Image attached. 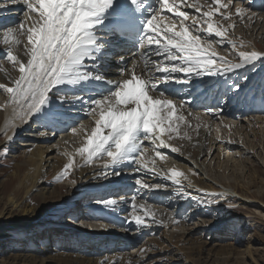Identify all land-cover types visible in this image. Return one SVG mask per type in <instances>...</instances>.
Returning a JSON list of instances; mask_svg holds the SVG:
<instances>
[{"label": "snow or ice", "instance_id": "6c2138e0", "mask_svg": "<svg viewBox=\"0 0 264 264\" xmlns=\"http://www.w3.org/2000/svg\"><path fill=\"white\" fill-rule=\"evenodd\" d=\"M21 2L24 20L15 27L2 26L0 38L6 46V50L0 49V60L9 62L19 76L11 86L0 83V90L8 94L4 107H12L15 120L27 124L36 118L45 127H63L74 137L82 134L80 147L73 153H61L69 162L57 182L70 175L79 156L81 167L102 162L101 174L105 177L109 168L113 175L120 176L124 171L120 166L125 165L131 172L147 169L182 186L181 178L188 179L184 172L175 168L165 172L156 165L157 157L167 159L160 149L181 153L172 141L192 139L188 133L192 125L184 114L187 102L176 99L182 89L171 85L194 84L200 77L227 76L246 66L254 67L264 58L258 51L236 52L244 45L230 38V30L235 28L233 15L241 20L248 16V9L239 6V0L235 5L234 0H0V8ZM233 7L234 13L228 11ZM184 8L194 9L196 15ZM110 18H121L125 23L114 26ZM225 21L230 23L225 25ZM101 31L127 35L134 42L133 56L139 55V60L128 62L131 69L125 68L115 81L102 74L98 63L105 48L98 35ZM22 39L26 62L14 54ZM225 43L231 50L229 55L236 52L238 62H234L235 57L219 54L218 46ZM139 61L143 64L138 72ZM125 74L127 78H123ZM55 101L60 104L54 106ZM65 102H78L81 111L86 109L92 127L69 124L62 111ZM199 127L197 123V130ZM5 137L11 140L7 131ZM150 151L154 156H148ZM134 183L138 190L131 196V220L145 225L146 218L155 220V213L150 205L137 203L139 190L160 189L163 185L149 184L143 177L135 178ZM97 203L111 208L117 200Z\"/></svg>", "mask_w": 264, "mask_h": 264}, {"label": "rangeland", "instance_id": "374dc122", "mask_svg": "<svg viewBox=\"0 0 264 264\" xmlns=\"http://www.w3.org/2000/svg\"><path fill=\"white\" fill-rule=\"evenodd\" d=\"M255 1L258 0H239V6L248 9V16L241 20L233 15L235 28L230 30V38L234 40L237 39L236 41L238 43L242 42L244 45V47L238 48L236 52L252 51L257 48L258 52L260 51L261 53H264V7L262 8L263 10L260 9V12H257L260 13L263 20H257V22L250 16V13L256 12L255 4L252 6ZM263 1L264 0H262V2ZM236 2L237 0H234V5ZM23 8L24 5L22 2L6 4L5 7L0 8L7 10L6 13L9 15L7 19L0 24V28H2L0 29V38L4 30L2 26L15 27L18 22L24 20ZM184 11L187 10L184 9ZM228 11L234 13V7L230 8ZM224 23L227 25L230 22L225 21ZM239 35L242 37V40L238 39ZM102 36L105 38V35ZM102 41L105 44L102 54L110 55L106 58V62L103 60V57L99 61L101 66L107 63L105 67H101V71L102 73H105V76H108L109 79L115 81L117 80V77L124 72V69H122L120 75H114V73L108 74V69L119 70V68H117V63H122V60L125 59H123V57L127 56L126 46L128 48H133V45L129 46V44L124 43L115 44V41L117 40H113V44L108 45L110 41ZM23 46L24 40L22 39V43L17 46V48H23ZM0 49L6 50V46L0 43ZM217 50L224 52V56L229 55V52L231 51L227 43L223 46H218ZM130 52L133 60H139V57L133 56V51H128L127 53ZM236 52H233V54H235L234 57L239 60ZM14 54L17 55L19 60L24 61L23 58L16 53V50L14 51ZM117 58L121 60H117ZM228 58L231 59L230 57ZM132 59L131 57L127 59V65L125 68L129 67L130 63L128 62ZM153 59L159 58L157 57ZM1 62H6L8 66L12 67V65L6 60H0V63ZM139 63H141V65L143 64L142 61H139ZM86 64H90V62L86 61ZM261 65V69H258L257 73V70L254 71L253 69L247 71L244 68L247 71L245 74L237 73L235 75L237 78L240 77V80L228 77L229 80L232 79L233 81H231V83L228 82V79H225V83H228V85L226 83V86L219 84L222 80H219L216 87H214L215 84L212 85L213 90L215 91L219 89L220 85L221 88H225L226 91H224V97L222 94L223 98L220 99L219 106H213L210 108L209 112L211 113V116H213L216 125L212 128L211 125L209 127L211 130L215 131V134L220 140L221 138L222 140L225 138L223 140L224 142L236 144L234 140L238 139L241 141L242 143H237V146L243 151V157L239 155L237 150L227 153L224 152L223 156H219L214 152L211 159L201 155L198 159V163L202 167V171L201 173H198V178L207 181L208 184L214 185L219 190L221 189L220 191H225L226 193L233 195L216 194L218 196L211 201L212 203L217 202L215 205L217 209H214L213 204L208 201H202L201 204L194 203L195 199L193 198L195 197L192 198L193 195L190 196L189 191L182 190V192L180 191L181 194L176 195L177 190L170 189V185L167 184H162L164 190H139L140 195L138 196L137 201H146L155 207L158 206L157 208L168 209L171 211L173 209V211H175L177 208H183L187 205L188 211L194 209L201 212L211 211L209 216L204 218L189 216L188 222L185 226H180V223L183 220L180 215L176 218L178 225L175 224L173 226L172 224H169L157 227L151 225V227L149 226L148 228L143 227L136 230L132 228L128 231L120 230L117 226H112L105 222H100L99 220H94L93 216L88 212L85 213V217L81 218L79 221L76 220L71 214V212L73 213L74 208L66 206L78 201V198H82L80 204L91 206L96 204L98 200L120 197L121 191L119 189H122L124 195H127L128 198H131L132 195L137 193L138 186L133 183L135 179H124V183L120 184L121 186L114 183L116 189L110 190L109 187L107 191L101 189L98 190L94 185L95 181L100 183L98 177H92L89 182L90 184L87 183L86 178H77L76 176V179L74 180L73 175H76L77 173L75 169L71 171L67 178L61 179L57 182V178L61 176L63 170L60 168H64V166L61 167L58 165L62 162V156L58 152L52 153L51 156L49 155L48 158L55 161L51 163L52 167L47 168V171L45 172L47 176L43 175L39 177L37 181L38 186L44 189L45 197H41V194L39 193L26 195L25 184L23 185L24 176L25 172L28 171L27 162L29 157L32 155L33 148L38 144L34 141L39 142L41 140L40 143L42 144H40L39 147L50 145L49 147H52V151H54L53 149H57L61 146V142L64 143L65 140L69 138L70 131L66 133L63 130V127H59L60 129L62 128L61 131H52V128H47L48 130L45 131L47 133L46 138H42V135H40L39 132L44 131L43 127L38 126V122L32 120L27 123L25 126L26 129L24 128L23 133L20 132L16 135H14L15 133H12L9 136L11 137V140L7 139V137H5V129L3 125L6 114V108L4 105H6L8 101L5 102V93L1 90L0 149L6 148V151L0 150V218L3 221V226L0 227V264H23L22 261L24 260L37 262L40 258H56L59 253L55 251V244L56 240L60 238H63L66 241L69 249L75 247V249L80 250H73L70 252L67 250L65 252L66 256L72 255V257H74L75 255H80L89 258L90 254L81 250L83 249L96 255L97 258L103 261H101L102 264H108L109 262L110 264H116V262L117 264H121L125 261L126 263L132 262V264H143V262L144 264H182L179 260L180 257L176 255V246L170 244V247L175 249L174 252H165L164 254L162 252V248L165 247V245H162L165 242L164 238L170 236L172 238L175 237L177 240L179 238L182 240L186 239L185 245H180L182 249L180 252L184 258L190 257L189 264H215L219 262V264H264V106L257 108V105H261V103H254V100L249 98L250 89L252 88L251 86L248 87L251 83L250 81H252L253 86L257 85L261 87V92H264V72H262L264 69L263 64ZM260 66H258V68ZM16 72H18L17 69ZM249 72L251 73L247 75ZM1 74H3L2 69H0V75ZM9 74L11 73L6 74L10 79V81L7 82L11 84V82L18 78L19 75L14 73V76L10 77ZM125 77H127V74H125L123 78ZM244 77L247 78L244 79ZM209 81H211V79L208 81L206 78L205 80H200L202 83H207ZM239 83L240 88L237 90L232 89L239 85ZM207 84H210V82ZM201 85L203 84H200L199 86ZM177 86L182 85L178 84ZM220 91L221 90H219V93ZM6 95V100H8V94ZM190 95L191 93L186 96ZM179 97H176L178 102L186 101V105L189 106L187 101L188 98ZM192 98L195 101H198L197 96H192ZM217 98L218 97H215V100ZM261 99L264 100V97L262 96ZM249 103H251L252 106H250ZM55 105H58V102L55 103L54 106ZM228 105H230V107ZM229 108L230 110L236 108L237 111L235 110V116H227L226 109L229 110ZM75 109L76 110L71 114L72 118H70L72 121H67L69 124H72L73 122L81 123L83 121L92 122L85 114L86 109L83 111H81L80 108ZM242 109L246 114L250 115L248 116L241 113L240 111H242ZM250 109L253 111L260 110L259 114L250 113ZM238 115L240 116L238 117ZM77 117L79 121L75 120ZM222 117L224 119H221ZM249 118L250 120H247ZM236 121H239L238 125ZM254 123L257 124L255 125ZM200 125L199 130H197V135L195 137L191 136V140L186 139V141L189 142L191 150H203L201 147H203L202 145L206 141L205 138L208 129L203 131L202 123ZM210 128L208 134H210ZM247 131L250 133L249 135H247ZM55 134H58V136L56 137ZM201 134L203 136H201ZM48 137L49 141L51 138L56 140L49 142ZM42 140H46L44 142L47 143H44ZM81 144L82 137L80 135L75 137L72 136L70 141H66V147L68 149L72 146L80 147ZM164 167H169V164L162 162L161 168L164 169ZM86 168H91V166L82 167V169ZM107 171L109 173L108 177L113 176L111 168L107 169ZM93 173L94 170L90 173L86 171L85 175L92 176ZM145 180L146 182L150 181L148 178H144V181ZM73 181H75V183H73ZM187 188L188 189L185 188V190H190L189 187ZM14 193L18 200V206H20L18 209H21L25 203L31 205L32 209H35L37 219L35 220L36 222H34L33 227L30 228L32 224L19 220L21 214L20 210L15 207L9 208L8 201L10 196ZM208 193L209 192L205 191L202 192L201 198H207L209 195ZM152 195H159L161 201L150 200ZM82 211L84 212L85 210L82 209ZM75 213L78 216H83L80 214V205L75 209ZM102 225H108V227H102ZM38 226L41 227V232L33 231ZM31 230L33 232H31ZM53 231H56V233ZM51 232L53 234H50ZM210 232V235L207 234ZM83 233L89 235V237H91V235L97 237L101 239V242L103 243L90 246L85 240H83V236H81ZM109 239L113 240L116 246ZM181 239H179V241H181ZM58 243L60 244V241H58ZM160 245H162V247ZM147 248L150 251H148ZM144 254L147 255V257ZM215 259L218 261L216 262Z\"/></svg>", "mask_w": 264, "mask_h": 264}, {"label": "bare ground", "instance_id": "6f19581e", "mask_svg": "<svg viewBox=\"0 0 264 264\" xmlns=\"http://www.w3.org/2000/svg\"><path fill=\"white\" fill-rule=\"evenodd\" d=\"M201 2L203 3V0H201ZM263 2H262V0H260V1L258 0V1L254 2L252 4V6L255 4V10H256V12L250 13V16H251V18H253L256 21L257 20H261L263 18L262 16H260V13H257V12H260V9H262L264 7V3ZM187 9H188V11H193L194 10V9L192 10L191 8H187ZM252 10H254V9H252ZM6 11L7 10L0 9V13H1L0 14V24H2V21H4L5 19H7V17L9 16L8 13H6ZM0 29H2V28H0ZM103 33H105V32H103V31L99 32V34H101V35H104ZM101 35H99L101 40L110 41L108 43V45L113 44V40H117V37L116 36H106L105 35V38H103V36L101 37ZM1 38H2V36H1ZM120 43H122V41H120V40L115 41V44H120ZM133 43L134 42H131V44H133ZM126 44H128V43L126 42ZM15 50H16V53H18V55L21 56L23 58V60L26 62L27 59H28V56L25 55V52H24L25 48H24V46H23V48H16ZM254 50H258V49L255 48ZM217 51L219 52L220 55H222V53H224V52H220L219 50H217ZM101 55H104V54H101ZM109 55L110 54H108L106 56V58ZM234 56H235V54L229 55V57L231 59H233ZM137 57H139V56H137ZM153 58H157V57H153ZM117 60H121V59H118L117 58ZM99 61H98V63L100 64ZM122 61H123L122 63H120V62L117 63V68H119V70L118 69L109 70L107 68L108 69V74L109 73H114V75H118V74L120 75L122 73V67H123L122 64L124 63V60H122ZM238 61L239 60H237V59L234 60V62H238ZM88 62H90V64H87V65L90 66L91 65V61H88ZM261 64H263V69H264V58H262L261 60L256 61L254 67H252V66H246L245 69L247 71H251L253 69L258 68V66H260ZM141 66H142L141 63H138V67H137L136 71L139 72L141 70ZM101 67H105V65H102ZM0 69L3 70V74L0 75V83H6L9 86H11V84L7 82V81H10V79H9V77L6 76V74L7 73H11V74H9V76L10 77H13L14 76V73L17 74V75H19V73L16 72V69H14L13 67L8 66L6 62H1L0 63ZM245 69L243 68V69L235 70L233 72L228 73L227 76H225V77H229V78H232V79H239L240 80L241 78L240 77L237 78V76H235V75L237 73L238 74H245L247 72ZM262 72H264V70ZM102 74L105 75V73H102ZM180 75L182 76V74H180ZM125 78H127V77H125ZM220 78H221V76L211 77L210 78L211 81H209V82L212 85L215 84L214 87H216L218 85V82H219ZM202 79L205 80V78H198L197 79L198 81H195V83L200 82V80H202ZM209 82H207V83H209ZM207 83H206V85H210V84H207ZM219 84H221V85L224 86L223 81H221V83H219ZM221 85L219 86V88L221 87ZM184 86L186 87V85H182V86H175V87H172V88H175V89L178 90V89L183 88ZM225 86H226V84H225ZM235 88H237V87H235ZM222 89H225V88H222ZM192 90L193 89H188V87H187L184 91L179 92L178 97L180 96L181 98H188L187 101H188L189 106L185 104L184 114L188 117V119H189V121L191 122V125H192V127H190L188 129V133H189L190 136L195 137L197 135V128H196L197 123H199V125L202 123L203 131L208 129V133H209V128H210L209 126L211 125V128H212L213 126L216 125V123L213 120V118H211L210 116H208L206 114V112H203V111H201L199 109V102L198 101H195L192 98V96H193L192 95ZM190 93H191L190 96H186V95H189ZM6 94L7 93H5V102L8 101V100H6L7 99V95ZM88 95H92V94H88ZM220 96L221 95H219V97ZM57 102H58V105H59L60 104L59 101H55L54 104L57 103ZM193 104H198V108L194 109L192 107ZM63 105H65L64 107H67V108H74V110L68 109L67 112H66V114H72L76 110L75 108H78L79 109L81 107L78 102L75 103L74 105L72 104V102H65ZM208 107L209 108H212V106H208ZM235 110H236V108H232L231 110H230V108H229V110L226 109V114H228L227 116H235L234 115L236 113ZM5 111H6V114H5V117H4L5 118V122H4L3 127L5 129L4 131L5 132L7 131V136L9 137L12 133H15L14 135H16V134H18L20 132L23 133V130H24V128H25V126L27 124L21 123L20 121L14 119V112H13V109H12L11 106L7 107ZM259 111L260 110H255V111L251 110L249 112L252 113V114H259ZM240 112L241 113H244L245 115H248V116L250 115V114H246V112L243 111V109ZM189 113H191V115H189ZM85 114H86V112H85ZM196 116H199L200 117L199 121L196 120V118H195ZM239 116L240 115H238V117ZM221 119H224V118L222 117ZM33 120L35 122H38L37 123L38 126L43 127L44 132L46 130H48L47 128H52L50 125L48 127H45L44 126V123L42 121L36 120V118H33ZM75 120H78V117L75 118ZM247 120H250V118L247 119ZM261 122H263V121H261ZM81 123L85 124L86 128L92 127V122L83 121ZM13 124H14V127H13ZM238 124H239V121L237 122V125ZM77 126H78V124H77ZM211 128H210V134H208V133L206 134V138H205L206 141H205V143H203V145H202L203 147H201V148H203V150H201V149L200 150H191V148L189 146V142L186 141V139L185 140L172 141V143L175 146H178V147L181 148V153L182 154L181 153H171L170 149H167V148L160 149L161 152L167 154V159L164 160V161H161L157 157L156 158V165H157V167L160 168L161 170L165 171V172H168V171H170L173 168L184 172L185 175L188 177V179L187 180H184L183 178H181V180H182V186H178V185L174 184L171 180L167 179L163 175H155L152 172L148 171L147 169H144L141 172H131V171L128 170V167L129 166H125V165H121V168H123L124 171L121 173L120 176L113 175V176H110V177H108V176L105 177V176H102V174H101L102 173V162H97V163L93 164L91 166V168L82 169V167L80 166L81 163H82V161H81V159H80L79 156H76L75 157L76 163H75L74 169L77 171V173H76V175L75 174L73 175V179L75 180L76 179V176H77V178H79V177L80 178H86L87 179V183H89L91 181L90 179H92V177H98L100 183H98V181H95L94 185L96 186V188L98 190L101 189V190L107 191V189L109 187H110L109 188L110 190H113V189H116V187H115L116 185L121 186L120 184L121 183H124L123 182L124 179L125 180H131V179H135L137 177H143V179L144 178H148L150 180L147 183H152L153 182L152 184H158V183H160L161 185L162 184L170 185V189L177 190L176 195L181 194L180 191L182 192V190L189 191V195L190 196L193 195L192 198L195 197V198H193V199H195L194 200V203H199V204H201L202 201L203 202L204 201H208L209 203H212L211 201H213L216 198V196H218L216 194H228V195L232 196L233 194L226 193L225 191H220L221 189L219 190L214 185L208 184L207 181L200 180L198 178L199 177V174L198 173H201V171H202V167L198 163V159H199V157L201 155L202 156L204 155L208 159L209 158L211 159L213 157V155H214V152H216L219 156H223L224 152H226V153L227 152H233L235 150H237V152L239 153V155L242 156V154H243L242 153L243 151L240 149L239 146H237V143H242L241 141H239L238 139L234 140L236 144H230L228 142H224L223 140L225 138H223V140L221 138V140H220V138L215 134V131L211 130ZM51 130L52 131H61L62 128L61 129L59 127L58 128H55V129L52 128ZM249 134L250 133L248 132L247 135H249ZM55 135H56V137L58 136V134H55ZM247 135H245V136H247ZM80 136L82 137V134ZM201 136H203V135L201 134ZM204 136H205V134H204ZM41 137L42 138H46V135H42ZM70 139H72L71 133L69 135V138L67 140H65L64 143L63 142H61V143L59 142L61 144V146H59L57 149H53L54 151H52V147H49L50 146L49 144H48L49 146H42L41 145L42 147H39L40 144H42V143H40L41 140L39 142L38 141H34V142H36L38 144H37V146L35 148H33L32 155L29 157V160L27 162V164H28V166H27L28 171L25 172V176H24V183H23V185L25 184L26 195H29L31 193H39V194H41V197H45L44 189H42V188H40L38 186V182L37 181H38L39 177H41L43 175L44 176H47V174H45V172L47 171V168L48 167H52L51 166V163L54 162L55 160H52L51 158H48L49 155L51 156L52 153L58 152L62 156V162L60 164H58L61 167L62 166H65L69 162L68 161V158L66 156L62 155L61 153L65 152V151H67L69 153H73L75 151V149L78 148V147L72 146V147H70V149H68L66 147V141H70ZM200 139H201V137H200ZM53 140H56V139H53V138L50 139V141H53ZM232 140H233V138H232ZM44 141H46V140H44ZM48 141H49V137H48ZM174 142H176V143H174ZM44 143H47V142H44ZM70 144H71V142H70ZM145 145H150V142L145 141ZM148 156L149 157L154 156V152L150 151L148 153ZM219 158H221V157H219ZM146 159H147V157H146ZM162 162H165V163L169 164V167H166V168L164 167V169H162L161 168V163ZM60 169H63V168H60ZM93 170H94V173H93L92 176L85 175V172L86 171L88 173H90ZM189 181H190V183H189ZM126 183H127V181H126ZM187 187H189L190 190H185V188L188 189ZM232 189H233V187H232ZM119 190L121 191L120 197L123 196L124 197V200H121L120 197L112 198V199H116L117 200V205L116 206H113L111 208H108V207H105L102 203H96V204L91 205L87 209V212L90 213L93 216V219H97L100 222H105V223L110 224L112 226H119V229L120 230L128 231V230H130L132 228H134L135 230L138 229V228H143V227L144 228H148L149 226L151 227V225H154V226L157 227V226H160V225H165L166 226V225H169V224L171 225L172 224L174 226L175 224H177V222H176L177 219L176 218H177L178 215H180L183 218V220L180 223V226H185L187 224V222H188L189 216L204 218V217H208L209 214H210V212H211V211L210 212H205V211H202L201 212V211L196 210V209L191 210V211H188L187 205L185 207H183V208H181V207L180 208H177L175 211H173V209H172V211H171V210H168V209L157 208L158 206L155 207V206H153L152 204H149L146 201H137L138 204L139 203H146L147 205H150L151 206V210L155 213V220H153L151 217H148V218H146L145 225H136L135 222L131 220V215H128V214H131V211H132V209H131V198H128L127 195H124L122 189H119ZM158 190H164V186L162 188L158 189ZM204 191L205 192H209L208 193L209 195H208L207 198H201L202 197V194L201 193L204 192ZM150 200H153V201H161L159 199V195H154V196L152 195L150 197ZM8 202H9L8 203L9 208L10 207L11 208H14L15 207L17 209L20 208V206H18V200L15 197V193L10 196ZM216 203H212L213 206H214V209H217L216 206H215ZM18 210H20V213H21L19 220L25 221L28 224H32V226H30V228L33 227V224H34V222H36L35 220L37 219V213H35V209H32L31 208V205H28L27 203H25V205L21 209H18ZM80 214L83 215V216H80V217H85V213H80ZM139 214L143 215L142 212L139 213ZM37 225H41V224H37ZM2 226H3V221L0 218V227H2ZM40 229H41V227L38 226L33 231H39V232H41ZM33 231L31 230V232H33ZM53 232L56 233V231H53ZM50 234H53V233L51 232ZM207 234L210 235L211 232L210 233H207ZM81 236H83L82 237L83 240H85L86 243L88 245H90V246L91 245H96V244L98 245V244H102L103 243V242H101L102 241L101 239H99L97 237H93L92 235H91V237H89V235L83 233ZM164 239H165L164 244L161 243L162 245H165V247L163 246L164 248H162L163 249L162 250L163 254L165 252H170L171 253V252H174L175 251V249H173V248L170 247V244H171V245L177 247L176 248L177 249L176 255L178 257H180L179 260L181 261V263L182 264H189L190 257H185L186 258V260H185L184 256L180 252L182 250L181 247H180V245L182 244V246H184L186 239L185 240L184 239L182 240L181 238H179V239H181V241H179V239L177 240V239H175V237L172 238L171 236L168 237V238H164ZM109 240H111V239H109ZM58 241H60V244L58 243ZM94 242H96V243H94ZM111 242L114 243L113 240H111ZM114 245L116 246L115 243H114ZM162 245H160V246L162 247ZM200 247H202V246H200ZM59 248H62V249H59ZM67 250H69V252L70 251H73V250L74 251L75 250L80 251L79 249H75V247H72L71 249H69V246H67L66 241L63 238H60V239L56 240V244H55V251L57 253H59L56 256V258H40L37 262H30V261H26V260H24L22 262H23V264H102V262H103L101 259L97 258L96 255L91 254L90 251L87 252V251L81 249L85 253L90 254L89 255L90 257L89 258H86L85 256H80V255H75L74 257H72V255L66 256L65 252ZM147 250L150 251L148 248H147ZM151 250H153V249H151ZM160 252H161V250H160ZM78 254H80V253H78ZM93 255H94V257H93ZM154 255H155V253H154ZM139 256H138V258H139ZM145 256L147 257V255H145ZM138 258H136V259L139 260ZM55 259H58V260H55ZM103 259H105V258H103ZM203 261H204V259H203ZM217 261L218 260H216V262ZM219 263H215V264H219ZM108 264H110V262ZM116 264H117V262H116ZM121 264H132V262L131 263H128V262L126 263V261H125L124 263H121ZM143 264H144V262H143Z\"/></svg>", "mask_w": 264, "mask_h": 264}]
</instances>
